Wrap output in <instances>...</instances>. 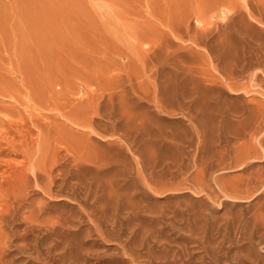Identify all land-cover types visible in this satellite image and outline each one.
Here are the masks:
<instances>
[{"label":"rangeland","instance_id":"obj_1","mask_svg":"<svg viewBox=\"0 0 264 264\" xmlns=\"http://www.w3.org/2000/svg\"><path fill=\"white\" fill-rule=\"evenodd\" d=\"M3 170L0 264H264V0H0Z\"/></svg>","mask_w":264,"mask_h":264},{"label":"bare ground","instance_id":"obj_2","mask_svg":"<svg viewBox=\"0 0 264 264\" xmlns=\"http://www.w3.org/2000/svg\"><path fill=\"white\" fill-rule=\"evenodd\" d=\"M168 52H169V51H168ZM183 65H184V64H183ZM228 81H229V80H228ZM230 84H231V83H230ZM230 87H231V86H230ZM9 153H10V152H9ZM6 163H7V162H6ZM1 169H2V168H1ZM4 171H5V170H3V173H0V193H1V192H4V191H6V192H7V191H10V189L12 190V189H15V187H17V186L14 184L16 181L14 182L12 178H13L14 176H16L15 174H18V173H13L14 175L11 174V175H13V176H11V175L9 176L10 173H9V174L7 173L8 175L6 174L7 176H5V174H4L5 172H4ZM7 171H8V170H7ZM17 171H19V170H17ZM20 171L23 172V170H20ZM20 171H19V172H20ZM1 172H2V171H1ZM8 172H9V171H8ZM15 172H16V170H15ZM24 173H25V172H24ZM25 174H26V173H25ZM25 174L21 173V175H25ZM21 175L18 174V176H20L19 179H18V176H16L17 179L14 177L15 180H18V181H17V182H18V186H20V183H21V182L24 183V182H23L24 180L21 181L22 178H23V177H21ZM26 176H27V175H26ZM17 182H16V184H17ZM17 189H18V187H17ZM25 190H26V189H25ZM7 193H8V192H7ZM8 194H9V193H8ZM4 195H5V194H4ZM25 195H26V194H25ZM12 197H13V196H12ZM14 197H15V196H14ZM20 197H22V193H21ZM6 198H7V196H6ZM11 199H12V198H11ZM24 199H25V198H24ZM4 208H5V209H4V210H5V213H7V212H9L10 205H5ZM31 211H32V210H31ZM5 215H7V214H5ZM1 218H2V217H1ZM0 252H1V248H0Z\"/></svg>","mask_w":264,"mask_h":264}]
</instances>
